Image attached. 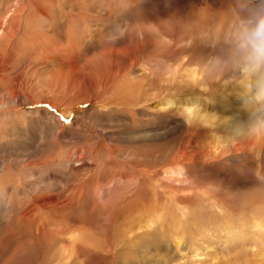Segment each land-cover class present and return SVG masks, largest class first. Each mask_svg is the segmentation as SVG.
I'll return each mask as SVG.
<instances>
[{"label":"rangeland","instance_id":"374dc122","mask_svg":"<svg viewBox=\"0 0 264 264\" xmlns=\"http://www.w3.org/2000/svg\"><path fill=\"white\" fill-rule=\"evenodd\" d=\"M26 2L20 0L16 4V0H0V6H24L23 3ZM44 2L55 3V6H81L80 10L87 6L83 8L84 15L85 11L89 12L87 17L80 14L82 21L76 25L79 31L76 35H94L88 58L98 53L99 46L104 43L125 42L126 32L128 33L131 27L137 31L140 38L149 41L145 49L140 51L144 54H140L137 66L130 62L120 67L119 75L122 76L114 77L113 74L110 77L117 83L115 87H119V84L123 85V81L124 85H131L130 77H134L133 67L140 68V74L143 68L149 71L145 81L148 84L139 86L146 94L140 92L143 94L144 103L143 106L138 105V108L143 109L146 115L143 113L141 116L138 112L136 118L145 119L148 128H160L164 133L160 137L161 142L167 138L163 129L176 126L171 130L173 138L176 137L177 141L176 152L169 156L170 159L175 158L167 162L163 157L164 150L153 156L154 149L145 152L139 147L134 150L133 143L123 144L128 150L133 149L131 161L126 165L113 153H110V156L101 153L98 157V168H106L108 174L114 178L112 182H115L116 187L121 189L136 178L137 183L133 184L140 186L137 190L139 192L132 198L133 201L125 204L126 207H115V213L110 217L111 222H106L102 216L94 221L87 219L90 211L88 207L93 201L87 203L88 198L83 192L77 204L78 208L68 211L70 215L67 212H57L52 204H45L46 208H40L42 218L36 222L38 226L34 223L21 230L19 224L15 223L14 215L27 199V194L15 191L10 182L0 186L5 195L4 197L0 193V213L3 214H0V243H3V246H0V260L5 262L16 249H22L30 241L26 237L31 233L34 237L43 234L44 242L38 247L39 250L32 251L33 258L29 264H264V137L234 141L229 147L215 136L226 134L222 128L196 127L177 112L170 113L161 109L159 101L169 92L165 89L159 93L155 89L157 80L152 76V72L156 70L155 64H175L179 75L194 68L200 75V68L195 62L207 49L194 44L195 33L207 10L224 7L226 0ZM74 21L75 19L71 20ZM108 26H111V29H108ZM70 27H64V30ZM59 36L67 39L65 31H59ZM22 55L20 53L19 57ZM15 64L16 61L11 63L13 69ZM114 70L117 71L116 68ZM183 77L188 83L189 77L184 75L178 76L177 81L182 83L181 86L187 87ZM177 81L172 83V86L177 88L176 96L184 98L182 92L188 88L176 85ZM208 87L209 90L202 96L208 103H212L216 95L225 96L226 91L230 90L229 85L216 89L211 83ZM11 116L14 115L3 112L0 115V125L10 127ZM66 119L67 117L63 118L64 121ZM113 130L115 134L119 133L117 127ZM111 156L113 160L110 159ZM3 158L4 156L0 158V165ZM19 168L23 179V169ZM7 174L12 177L14 175L15 180L19 176L14 170ZM24 181L31 190L33 185L27 179ZM7 204L14 207L10 216L8 211L6 214L3 213L4 209L2 210ZM118 212L120 214H117ZM2 217L6 219L3 223ZM93 218L95 216L89 219Z\"/></svg>","mask_w":264,"mask_h":264},{"label":"bare ground","instance_id":"6f19581e","mask_svg":"<svg viewBox=\"0 0 264 264\" xmlns=\"http://www.w3.org/2000/svg\"><path fill=\"white\" fill-rule=\"evenodd\" d=\"M26 1L24 6H0V115L3 112L14 115L11 116L10 127L0 125V153H4L0 154V158L4 156L0 165V186L10 182L15 191L27 194V199L21 202L14 215L15 223L19 224L21 230L40 219V208H46L45 204H52L57 212L68 213L71 209L78 208L77 204L83 192L88 198L87 203L93 201L88 207L90 211L87 219L94 221L102 216L103 220L111 222L110 217L115 213V207H126L125 204L133 201L132 198L139 192L137 190L140 186L133 184L137 183L136 178L121 189L116 187L115 182H112L114 178L108 174L106 168H98L99 155L104 153V156H110V153H113L126 165L131 161L133 152V149L128 150L126 145L133 143L134 150L139 147L145 152L154 149L153 156L164 150L163 157L167 162L175 158L170 159L169 156L176 152L177 141L171 132L176 126L164 127L167 138L161 142L160 137L164 133L160 128H148L145 119L136 118L138 112L141 116L143 113L146 115L138 105L144 103L143 94L140 92L145 93L141 87L148 84L145 81L149 71L143 68L140 74V68L133 67L134 77H130L131 82L129 81L131 85H124L123 81L122 86L119 84V87H115L117 83L111 78L113 74L117 77L120 67L130 62L137 66L140 54H144L140 51H143L149 41L140 38L137 31L131 27L128 33L126 32L125 42L104 43L99 46L98 53L88 58L94 35H76L79 33L76 25L82 21L80 14L84 15L83 8L87 6L80 10L81 6H55V3L47 4L44 0ZM19 2L20 0H16V4ZM77 10L79 11L76 12ZM85 12L88 14L89 11ZM73 19L75 23L71 22ZM64 27L70 28L64 30ZM110 27L108 26V29H111ZM59 31H65L67 39L60 37ZM20 53L23 54L21 57ZM14 61L15 69L11 66ZM174 65L155 64L156 73L152 72V76L157 80L155 89L159 93L165 89L169 92L159 101L161 109L178 113V109L195 103L199 104L202 110L217 114L221 120L225 117L245 118V114L240 110L243 92L241 87L230 84V90L226 91L225 96L216 95L214 101L208 103L209 101L202 97L206 90L199 89L197 85L201 73L199 75L193 68L179 75L177 65ZM126 75L129 76L127 73ZM183 75L189 77L188 83L182 78L187 87L181 86L182 83L177 81L178 76ZM176 81V85L181 88H188L185 92L181 91L184 98L176 96L177 88L172 86ZM213 85L216 89L227 86L219 82H213ZM180 114L196 127H214L213 121L206 120L195 107L183 108ZM64 117H67L66 122L62 119ZM116 127L118 134L113 130ZM216 127L228 131V126L220 122H217ZM109 130L113 132H108ZM98 133L100 135L96 136ZM110 159L113 160V157ZM19 167L23 169V179ZM12 170L19 174L16 180L14 175L12 177L7 174ZM24 179L33 185L31 190ZM7 205L3 206L2 210L4 209L3 213L8 211L10 216L14 207L8 205L7 208ZM92 216L95 218L89 219ZM5 220L2 217V223ZM28 235L26 238L30 241L22 249L9 253L10 257L5 262L0 260V264L31 263L32 251L38 249L44 239L43 234L38 237L32 236L31 233ZM0 246H3L2 242Z\"/></svg>","mask_w":264,"mask_h":264},{"label":"clouds","instance_id":"9594fccd","mask_svg":"<svg viewBox=\"0 0 264 264\" xmlns=\"http://www.w3.org/2000/svg\"><path fill=\"white\" fill-rule=\"evenodd\" d=\"M194 44L207 49L195 64L200 68L197 85H236L243 89L240 110L244 119L225 117L195 107L206 120L228 126L226 134H215L229 147L233 142L264 137V0H226L225 6L208 9L195 36ZM199 123L209 126L207 123ZM212 127V126H210Z\"/></svg>","mask_w":264,"mask_h":264},{"label":"snow or ice","instance_id":"6c2138e0","mask_svg":"<svg viewBox=\"0 0 264 264\" xmlns=\"http://www.w3.org/2000/svg\"><path fill=\"white\" fill-rule=\"evenodd\" d=\"M63 119V118H62Z\"/></svg>","mask_w":264,"mask_h":264}]
</instances>
